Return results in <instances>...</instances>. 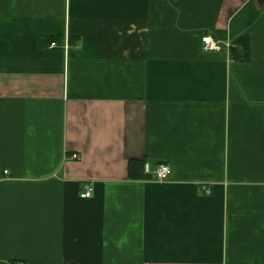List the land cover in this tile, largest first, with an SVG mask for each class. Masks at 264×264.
Instances as JSON below:
<instances>
[{"label": "crops", "instance_id": "0c3cea01", "mask_svg": "<svg viewBox=\"0 0 264 264\" xmlns=\"http://www.w3.org/2000/svg\"><path fill=\"white\" fill-rule=\"evenodd\" d=\"M19 262L264 264V4L0 0V264Z\"/></svg>", "mask_w": 264, "mask_h": 264}, {"label": "built area", "instance_id": "2783aa9c", "mask_svg": "<svg viewBox=\"0 0 264 264\" xmlns=\"http://www.w3.org/2000/svg\"><path fill=\"white\" fill-rule=\"evenodd\" d=\"M56 46V43L51 42L50 47ZM229 47L228 43L221 42L220 40H216L210 34H206L201 38V50L205 52L217 51L221 52L227 50ZM72 158L77 159L76 154L71 155ZM170 173V167L167 164H158L154 169V179L156 181L164 180ZM92 193V188L90 186H85L83 191L80 193L81 198H89ZM204 193L208 195L210 192L205 190ZM17 264H25L23 262H19Z\"/></svg>", "mask_w": 264, "mask_h": 264}, {"label": "trees", "instance_id": "16d2710c", "mask_svg": "<svg viewBox=\"0 0 264 264\" xmlns=\"http://www.w3.org/2000/svg\"><path fill=\"white\" fill-rule=\"evenodd\" d=\"M51 42L56 43L55 38H51ZM57 44V43H56ZM237 44L241 47L243 55H245V50L247 48L246 38H241L237 41ZM128 174L131 179H143L144 175V161L143 160H129L128 162Z\"/></svg>", "mask_w": 264, "mask_h": 264}, {"label": "water", "instance_id": "95a60500", "mask_svg": "<svg viewBox=\"0 0 264 264\" xmlns=\"http://www.w3.org/2000/svg\"><path fill=\"white\" fill-rule=\"evenodd\" d=\"M259 4H264V0H257Z\"/></svg>", "mask_w": 264, "mask_h": 264}]
</instances>
